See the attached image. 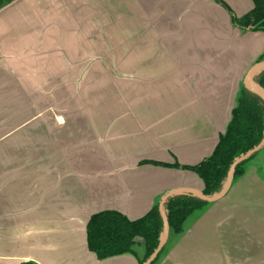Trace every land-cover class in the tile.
<instances>
[{"label": "crops", "instance_id": "obj_1", "mask_svg": "<svg viewBox=\"0 0 264 264\" xmlns=\"http://www.w3.org/2000/svg\"><path fill=\"white\" fill-rule=\"evenodd\" d=\"M253 8V0H14L0 9V264H140L131 253L99 259L88 222L104 210L135 220L172 189H204L193 171L147 161L193 166L211 156L264 54V31L231 18ZM130 32L139 33L134 43ZM114 42L136 54H97ZM112 63L140 70L121 81L124 100L80 103L101 79L95 65ZM166 64L178 75L173 104H161L157 84H137L148 65ZM21 111L30 115L17 124ZM183 232L175 235L186 244L193 232ZM169 240L155 264L184 261L176 254L184 244Z\"/></svg>", "mask_w": 264, "mask_h": 264}, {"label": "rangeland", "instance_id": "obj_2", "mask_svg": "<svg viewBox=\"0 0 264 264\" xmlns=\"http://www.w3.org/2000/svg\"><path fill=\"white\" fill-rule=\"evenodd\" d=\"M128 34L133 36L129 42L134 43V39L139 33L130 32ZM149 39L150 36L145 40ZM115 43L119 42L112 43L113 46L106 48L105 52L103 51L104 48L96 49L97 54L105 56L110 54L118 57L136 54L135 49H128L133 51L127 54L125 51L120 52V48L115 47ZM149 48V54H152L153 50V53L159 54V56L163 55V52L159 53L157 48L152 49L151 46ZM129 66L131 65L119 63L96 64L93 75L95 78L101 79L95 81V87L92 86V95L78 96L79 99L77 100H80V103H89V99L92 98L91 101L95 100L98 104H103L105 101L121 103V95L123 100L126 97L125 94H122L121 81L129 83L130 79H126V75L129 77V75L136 76L137 74V70L132 66L133 69L130 70ZM148 66L147 72L141 71L144 82H137L138 86L143 87L140 90L156 88L157 84L158 99L161 104H165L169 100H172L169 103L173 104L176 98L174 76L178 77V75L175 71L171 72L172 65ZM181 67L184 68V65ZM147 83L150 85L146 87ZM179 88L185 90L184 87ZM93 89H95L94 92ZM130 96L127 97L130 98ZM65 98L67 99L65 104L71 105L72 103L69 101L71 97L65 96ZM18 101L23 103L22 100ZM71 101L75 103L74 100ZM29 115L28 111L16 112V123L18 124L21 120L24 121ZM0 131L1 134L4 132L3 129ZM36 133L34 131L30 137L24 136L22 139H30L38 135ZM35 139H38V136ZM244 168L246 173L234 181L230 192L224 198L217 202L208 203L205 207L196 210L186 220V225L184 224L182 228L183 233L185 231L193 232L186 244H184L185 240L181 236H176L175 233L170 234V245L175 242L184 244L179 246L176 253L181 259L184 258V261L179 259L181 264H264V148ZM193 223L196 225L190 227ZM139 251L142 255L145 252L144 249H139ZM165 253L166 251L163 252L162 256Z\"/></svg>", "mask_w": 264, "mask_h": 264}, {"label": "trees", "instance_id": "obj_3", "mask_svg": "<svg viewBox=\"0 0 264 264\" xmlns=\"http://www.w3.org/2000/svg\"><path fill=\"white\" fill-rule=\"evenodd\" d=\"M13 1L0 0V9ZM253 1V10L242 17H237L231 11L232 22L243 31H264V0ZM260 60H264V54ZM255 80L264 87V68L256 74ZM263 138L264 98L243 84L232 119L225 133L220 136L211 156L193 166H181L178 163L172 165L157 161L147 162L195 172L204 182L203 192L211 196L220 192L225 186L233 162L256 147ZM257 154L259 152L237 167L234 181L246 173L245 165ZM159 202L160 200L144 216L135 220L115 210H104L92 215L87 225L89 250L99 259L131 253L139 259L140 264H143L158 247L164 233V220L159 210ZM208 203L187 194L170 197L165 204L170 234L181 232L186 220ZM139 249L145 251L142 258L139 255ZM164 249L165 247L159 256ZM156 260L152 264H155ZM24 264L36 263L29 261Z\"/></svg>", "mask_w": 264, "mask_h": 264}, {"label": "water", "instance_id": "obj_4", "mask_svg": "<svg viewBox=\"0 0 264 264\" xmlns=\"http://www.w3.org/2000/svg\"><path fill=\"white\" fill-rule=\"evenodd\" d=\"M263 68H264V60L256 63L252 67V69L249 71V73H248V75L244 81V85L249 90H252V91L258 93L259 95H261L264 98V87L261 86L255 80L256 74L259 73ZM263 148H264V138L256 147H254L253 149H251L247 153L238 157L230 167V170L228 173V179H227L225 186L222 188V190L220 192H218L214 195L209 196V195H206L203 192V190L196 189V188H189V187L176 188V189H172V190L168 191L167 193H165L161 197L160 202H159V210H160L162 217H163V220H164V233L161 237V240L159 242L158 247L155 249V251L150 255V257L143 264H152L158 258L159 254L161 253V251L163 250V248L167 244V241H168L169 236H170V224H169L168 216L166 215V212H165V204L170 197L180 195V194H187V195L195 196V197L202 199V200L209 202V203H213V202H217V201L221 200L230 192V190L234 184L235 173H236L237 167L241 163L250 159L256 153L260 152Z\"/></svg>", "mask_w": 264, "mask_h": 264}]
</instances>
